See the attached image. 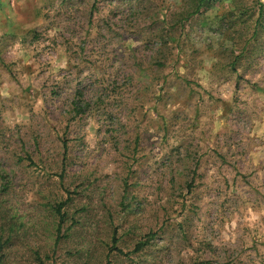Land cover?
Instances as JSON below:
<instances>
[{
	"label": "rangeland",
	"instance_id": "obj_1",
	"mask_svg": "<svg viewBox=\"0 0 264 264\" xmlns=\"http://www.w3.org/2000/svg\"><path fill=\"white\" fill-rule=\"evenodd\" d=\"M187 7L0 0V264H264V0Z\"/></svg>",
	"mask_w": 264,
	"mask_h": 264
},
{
	"label": "trees",
	"instance_id": "obj_2",
	"mask_svg": "<svg viewBox=\"0 0 264 264\" xmlns=\"http://www.w3.org/2000/svg\"><path fill=\"white\" fill-rule=\"evenodd\" d=\"M209 1L210 0H186V4L188 7L184 13L185 18H183V19L187 20V19H189L195 15H198L199 12L201 11V9L204 7V5L206 3H208ZM93 8H95V6ZM255 33H257V32H255ZM77 107L74 109H78ZM55 212H56V214H58L59 216H61L63 218L61 207H58L57 210H55ZM3 220H4L3 217L0 215V221H3ZM146 245H147V243L139 244L137 247V251H141Z\"/></svg>",
	"mask_w": 264,
	"mask_h": 264
}]
</instances>
